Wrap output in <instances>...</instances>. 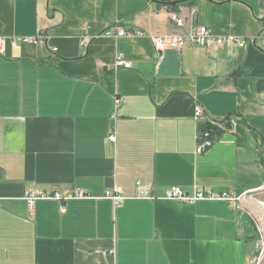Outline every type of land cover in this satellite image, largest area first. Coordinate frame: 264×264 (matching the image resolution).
Masks as SVG:
<instances>
[{
	"label": "crops",
	"instance_id": "0c3cea01",
	"mask_svg": "<svg viewBox=\"0 0 264 264\" xmlns=\"http://www.w3.org/2000/svg\"><path fill=\"white\" fill-rule=\"evenodd\" d=\"M171 12L255 41L156 54ZM263 149L264 0H0V264H264L244 207L165 197L258 187Z\"/></svg>",
	"mask_w": 264,
	"mask_h": 264
},
{
	"label": "built area",
	"instance_id": "2783aa9c",
	"mask_svg": "<svg viewBox=\"0 0 264 264\" xmlns=\"http://www.w3.org/2000/svg\"><path fill=\"white\" fill-rule=\"evenodd\" d=\"M170 19L173 21L177 32L172 34L153 35L151 37L153 48L156 54H160L167 48L182 49L187 45L207 48L213 45L227 44L245 48L247 44L253 43L255 41L254 37H241L235 35L218 36L213 34L206 26L187 28L185 25V20L176 12L170 13ZM107 34H109V32H107ZM127 34H129V31L124 28H119L116 32V35L118 36H124ZM16 40L29 41L31 39L17 38ZM36 40L40 43H43L45 41V35H42L41 33V36L36 38ZM83 42L88 43L89 39L86 37L83 39ZM115 67L129 68L130 62L126 61L121 54H117L115 59ZM119 101L120 99L115 96V107L118 106ZM195 118L197 121H199V123L209 121L213 124H218L217 121L203 116L202 109L199 106L196 107ZM108 138L110 141H114L115 134L109 133ZM212 143V131L206 130L204 128L197 131L196 153H200L209 148ZM262 152L264 154V149ZM75 195L81 196L82 193L77 192ZM104 195L113 200L115 203H119L123 199L119 187H113V189L105 191ZM143 195H145V193H143ZM43 196L44 195L40 192L26 191L25 193V198L29 205H32L36 198ZM55 196L60 197L58 194H55ZM165 197L184 202H192L199 199L221 198L228 201V203L234 207H244L251 216L258 233V241L256 244L258 255L256 256V260H261L264 258V181L260 186L248 189L240 195H233L232 193L228 192H222L218 195H213L212 193L202 191H196L191 195H188L179 187L172 186L166 191Z\"/></svg>",
	"mask_w": 264,
	"mask_h": 264
},
{
	"label": "water",
	"instance_id": "95a60500",
	"mask_svg": "<svg viewBox=\"0 0 264 264\" xmlns=\"http://www.w3.org/2000/svg\"><path fill=\"white\" fill-rule=\"evenodd\" d=\"M168 4H174V3H168ZM227 125L229 126V123ZM203 128L206 129V130H210V131H212L214 133H218V134L222 133V131L224 129L223 127H221V126H219L217 124H213V123H211L209 121H206V122L203 123Z\"/></svg>",
	"mask_w": 264,
	"mask_h": 264
},
{
	"label": "bare ground",
	"instance_id": "6f19581e",
	"mask_svg": "<svg viewBox=\"0 0 264 264\" xmlns=\"http://www.w3.org/2000/svg\"><path fill=\"white\" fill-rule=\"evenodd\" d=\"M130 67H131V63H130ZM130 67H129V68H130ZM205 122H206V121H205ZM217 125H219V123H218ZM219 126H220V125H219Z\"/></svg>",
	"mask_w": 264,
	"mask_h": 264
},
{
	"label": "trees",
	"instance_id": "16d2710c",
	"mask_svg": "<svg viewBox=\"0 0 264 264\" xmlns=\"http://www.w3.org/2000/svg\"><path fill=\"white\" fill-rule=\"evenodd\" d=\"M213 139V138H212Z\"/></svg>",
	"mask_w": 264,
	"mask_h": 264
}]
</instances>
